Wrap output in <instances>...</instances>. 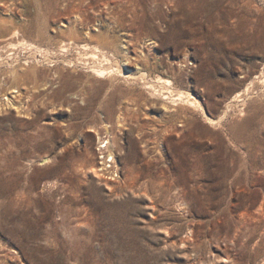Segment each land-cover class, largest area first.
I'll use <instances>...</instances> for the list:
<instances>
[{"label": "rangeland", "instance_id": "374dc122", "mask_svg": "<svg viewBox=\"0 0 264 264\" xmlns=\"http://www.w3.org/2000/svg\"><path fill=\"white\" fill-rule=\"evenodd\" d=\"M0 264H264V0H0Z\"/></svg>", "mask_w": 264, "mask_h": 264}, {"label": "bare ground", "instance_id": "6f19581e", "mask_svg": "<svg viewBox=\"0 0 264 264\" xmlns=\"http://www.w3.org/2000/svg\"><path fill=\"white\" fill-rule=\"evenodd\" d=\"M94 72L100 76L110 74L111 71L109 68H103V67H94ZM103 147V146H102Z\"/></svg>", "mask_w": 264, "mask_h": 264}]
</instances>
